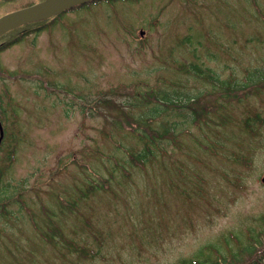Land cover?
<instances>
[{"label":"rangeland","instance_id":"1","mask_svg":"<svg viewBox=\"0 0 264 264\" xmlns=\"http://www.w3.org/2000/svg\"><path fill=\"white\" fill-rule=\"evenodd\" d=\"M42 2L0 0V17ZM40 21L0 36V264L248 263L264 124L252 139L239 122L264 116V88L225 99L189 69L236 81L264 66V0H98ZM134 90L171 102L142 119L158 102ZM178 167L202 186L187 200Z\"/></svg>","mask_w":264,"mask_h":264},{"label":"trees","instance_id":"2","mask_svg":"<svg viewBox=\"0 0 264 264\" xmlns=\"http://www.w3.org/2000/svg\"><path fill=\"white\" fill-rule=\"evenodd\" d=\"M107 1H113V0H107ZM40 22L42 21H39L38 23ZM40 27L42 26L33 28L30 31H35ZM190 67L192 68L189 69V71H191L192 73H195L196 75L202 77L203 79L207 80V82L209 81L210 83L218 84L221 89L220 93L225 99L235 100L238 98V97L236 98L238 93H241V92L247 93L249 91L250 93H252L253 91H257V90H260L261 88L262 89L264 88V66L256 69L258 71H256L255 73H253L254 72L253 70L252 71L249 70L244 76V78L240 80H236V81H232V79H230L231 77L228 79H220V77L216 73H214L212 69L203 68L202 66H197V64L195 63H191ZM137 92L139 91L134 90V93H133L134 94L133 97H135L134 99H140V100H143L141 102L149 103V104L151 102H158V104L156 103V104L150 105L149 106L150 108H147V110L141 116L142 119L144 117L146 118L149 115L154 116V114L156 115L157 113H159L160 110L158 108H160L159 107L160 103L165 104V103L171 102L170 101L171 99L168 98L167 94L161 95V99H158V98H153L154 94H156L154 93V91H152V93H147L149 95L148 97L144 96L143 93L137 94ZM251 95H255V93L253 92ZM196 99L197 98L195 96L190 97V98L188 96L186 101L192 100L191 102H193ZM183 104L182 106H185ZM148 110H150L149 113H147ZM254 113L255 111H250L249 113L246 114V116H243L241 121L239 122V128L243 132H246L247 134H249L252 137V139H257L259 136L257 135L256 128L264 124V116H261L259 113H255V114ZM189 115H190L191 120H194V117L197 114L194 113L193 110H191L189 112ZM169 129L171 130V133H173L175 128L173 127V125H168L167 127H164L162 129L163 132L160 135H158V132H155V131L148 130V133L145 131L147 134H149L148 135L149 140L145 142L144 148L139 153L138 158L141 159L142 161H145L147 157L153 156L152 155L153 150L151 149V147H153L152 144L157 142L156 141L157 138L159 140V138H162L163 136H165L167 131L170 133ZM137 130H139V127L136 125V128L133 131H137ZM142 137H143L142 139H144L146 138V135H142ZM242 154L248 155V153H245V152H242ZM249 162L250 160L247 157H245L242 161V164H248ZM188 176L189 175L187 174V169L178 167L177 174L175 175L176 183H177V178H178V180L180 181L178 183H180V185L181 184L184 185L185 187L177 186V184L174 181L171 182V185H173L171 189L174 190L175 193L176 191H178V189H181L185 195L186 200L191 197L190 195H192L193 197L197 195V191L202 190L201 188L202 186L200 185L199 182L194 183L192 181V178L195 176L197 177V174H193V177L191 178H187ZM259 220L264 222V216L261 217ZM55 229L56 228H53L52 231ZM53 234L55 235L56 232H53ZM49 237L51 238L52 234H50ZM53 239L57 240V236L55 235V238ZM249 239H251L250 243L245 244V246L243 244L241 247L244 253L246 252L248 254L253 255L250 258V261L245 264H261V261L264 259L263 251L259 253L254 247L258 245L257 243H260V241L264 240V228L261 229L259 233H254V232L250 233ZM69 249L71 250V247H67L66 245L64 251H69ZM75 251H77V254H80V255L83 254L84 257H88V256L91 257V255L94 254L95 252L94 250H90V248H87L85 246L80 247V249H77ZM235 254L236 253H230L229 255H220L219 253H216L215 255L216 258H213V259H211L212 257L195 258V259H192V261H186V262L183 261V262H180L179 264H223V263L230 262V259L233 258ZM254 258H256L255 261L253 260Z\"/></svg>","mask_w":264,"mask_h":264},{"label":"water","instance_id":"3","mask_svg":"<svg viewBox=\"0 0 264 264\" xmlns=\"http://www.w3.org/2000/svg\"><path fill=\"white\" fill-rule=\"evenodd\" d=\"M94 1L98 0H45L40 4L20 9L0 17V36L21 25L47 19L77 5ZM261 181L264 183V177Z\"/></svg>","mask_w":264,"mask_h":264}]
</instances>
